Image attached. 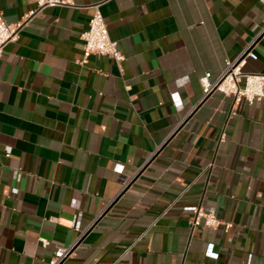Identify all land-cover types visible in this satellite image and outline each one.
<instances>
[{
    "label": "crops",
    "instance_id": "1",
    "mask_svg": "<svg viewBox=\"0 0 264 264\" xmlns=\"http://www.w3.org/2000/svg\"><path fill=\"white\" fill-rule=\"evenodd\" d=\"M71 2L0 58V264L69 245L60 264H264V101L199 82L247 45L242 71L264 74V0ZM95 5L120 63L81 62ZM34 7L0 0V15ZM189 205L221 223L193 226Z\"/></svg>",
    "mask_w": 264,
    "mask_h": 264
},
{
    "label": "built area",
    "instance_id": "2",
    "mask_svg": "<svg viewBox=\"0 0 264 264\" xmlns=\"http://www.w3.org/2000/svg\"><path fill=\"white\" fill-rule=\"evenodd\" d=\"M35 7L30 9L20 20L15 23L6 22L0 15V58L2 57L4 46L16 40L22 27L32 17L38 14L46 7L72 5L71 0H32ZM83 42L82 59L81 62H86L90 55L107 56L115 63H120L124 56L118 47L116 41L109 36L107 25L103 19L98 5L94 6V11L89 18L88 27L81 33ZM251 45L244 47L243 51L233 60H227L225 67L220 75L210 81L209 73H205L199 78L202 87L203 97L212 91H219L224 95H232L237 101L244 100L247 103L253 101H264V74L243 72L241 67L245 62L246 57L256 59L255 53L251 51ZM186 210L194 214L192 220L193 226H218L221 221L213 212L203 210L200 205H189L185 207ZM229 223H224V228L229 227ZM73 245L57 246L54 255L50 260V264H60L67 258ZM206 254L211 256L213 254L212 245H208Z\"/></svg>",
    "mask_w": 264,
    "mask_h": 264
}]
</instances>
